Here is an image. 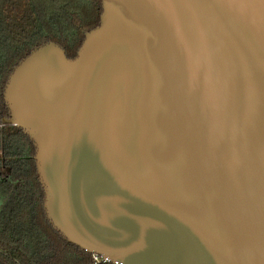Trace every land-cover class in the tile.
<instances>
[{
    "label": "water",
    "instance_id": "95a60500",
    "mask_svg": "<svg viewBox=\"0 0 264 264\" xmlns=\"http://www.w3.org/2000/svg\"><path fill=\"white\" fill-rule=\"evenodd\" d=\"M101 1L4 90L48 220L123 264H264V0Z\"/></svg>",
    "mask_w": 264,
    "mask_h": 264
},
{
    "label": "trees",
    "instance_id": "16d2710c",
    "mask_svg": "<svg viewBox=\"0 0 264 264\" xmlns=\"http://www.w3.org/2000/svg\"><path fill=\"white\" fill-rule=\"evenodd\" d=\"M101 12V0H0V264H95L48 220L35 146L3 119L9 117L4 90L13 68L49 41L75 58Z\"/></svg>",
    "mask_w": 264,
    "mask_h": 264
},
{
    "label": "built area",
    "instance_id": "2783aa9c",
    "mask_svg": "<svg viewBox=\"0 0 264 264\" xmlns=\"http://www.w3.org/2000/svg\"><path fill=\"white\" fill-rule=\"evenodd\" d=\"M92 258L95 264H123L120 260H113L110 257H104L98 254H92Z\"/></svg>",
    "mask_w": 264,
    "mask_h": 264
}]
</instances>
